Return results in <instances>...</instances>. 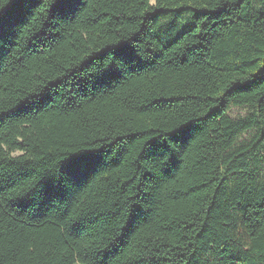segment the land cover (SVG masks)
Listing matches in <instances>:
<instances>
[{
    "label": "trees",
    "instance_id": "obj_1",
    "mask_svg": "<svg viewBox=\"0 0 264 264\" xmlns=\"http://www.w3.org/2000/svg\"><path fill=\"white\" fill-rule=\"evenodd\" d=\"M0 264H264V0H0Z\"/></svg>",
    "mask_w": 264,
    "mask_h": 264
},
{
    "label": "rangeland",
    "instance_id": "obj_2",
    "mask_svg": "<svg viewBox=\"0 0 264 264\" xmlns=\"http://www.w3.org/2000/svg\"><path fill=\"white\" fill-rule=\"evenodd\" d=\"M248 114H249V111L246 110L245 108H233L230 111L229 116L233 120H239L241 118H246Z\"/></svg>",
    "mask_w": 264,
    "mask_h": 264
}]
</instances>
